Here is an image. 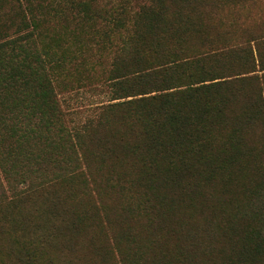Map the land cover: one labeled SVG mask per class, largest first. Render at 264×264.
<instances>
[{"label": "trees", "instance_id": "obj_1", "mask_svg": "<svg viewBox=\"0 0 264 264\" xmlns=\"http://www.w3.org/2000/svg\"><path fill=\"white\" fill-rule=\"evenodd\" d=\"M0 264H264V0H0Z\"/></svg>", "mask_w": 264, "mask_h": 264}, {"label": "rangeland", "instance_id": "obj_2", "mask_svg": "<svg viewBox=\"0 0 264 264\" xmlns=\"http://www.w3.org/2000/svg\"><path fill=\"white\" fill-rule=\"evenodd\" d=\"M108 100V95L105 93L100 94H90L84 93L78 97L75 103V108H81V106H85L91 108L93 104L100 103Z\"/></svg>", "mask_w": 264, "mask_h": 264}]
</instances>
